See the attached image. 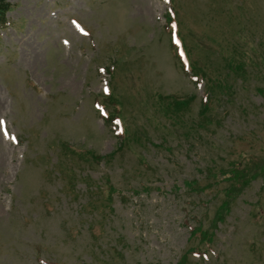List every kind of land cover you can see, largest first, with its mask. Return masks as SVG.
Segmentation results:
<instances>
[{
	"label": "rangeland",
	"instance_id": "rangeland-1",
	"mask_svg": "<svg viewBox=\"0 0 264 264\" xmlns=\"http://www.w3.org/2000/svg\"><path fill=\"white\" fill-rule=\"evenodd\" d=\"M9 1L0 264H264V0Z\"/></svg>",
	"mask_w": 264,
	"mask_h": 264
},
{
	"label": "trees",
	"instance_id": "trees-1",
	"mask_svg": "<svg viewBox=\"0 0 264 264\" xmlns=\"http://www.w3.org/2000/svg\"><path fill=\"white\" fill-rule=\"evenodd\" d=\"M12 3L9 0H0V27L3 28L7 25V12L11 9ZM108 117V115H106ZM121 121V119H120Z\"/></svg>",
	"mask_w": 264,
	"mask_h": 264
},
{
	"label": "snow or ice",
	"instance_id": "snow-or-ice-1",
	"mask_svg": "<svg viewBox=\"0 0 264 264\" xmlns=\"http://www.w3.org/2000/svg\"><path fill=\"white\" fill-rule=\"evenodd\" d=\"M117 123H119V121H117Z\"/></svg>",
	"mask_w": 264,
	"mask_h": 264
}]
</instances>
